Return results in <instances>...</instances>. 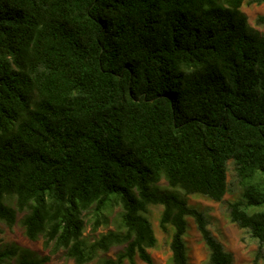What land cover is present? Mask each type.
<instances>
[{
  "label": "trees",
  "instance_id": "trees-1",
  "mask_svg": "<svg viewBox=\"0 0 264 264\" xmlns=\"http://www.w3.org/2000/svg\"><path fill=\"white\" fill-rule=\"evenodd\" d=\"M243 1L0 0V221L22 213L28 239L75 264H153L161 205L171 264H189L188 218L202 264H231L185 197L222 200L231 163L229 220L264 258V34ZM47 260L0 247V264Z\"/></svg>",
  "mask_w": 264,
  "mask_h": 264
},
{
  "label": "rangeland",
  "instance_id": "rangeland-1",
  "mask_svg": "<svg viewBox=\"0 0 264 264\" xmlns=\"http://www.w3.org/2000/svg\"><path fill=\"white\" fill-rule=\"evenodd\" d=\"M240 10L247 18L249 26L264 34V23H257L256 19L264 13V2L257 3L254 0H244ZM229 191L223 196L222 200L214 201L203 195L193 193L185 195L188 205L194 206L203 211L208 220V227L212 234L222 243L224 249L231 253V264H254L255 253L258 250L257 241L252 238L245 229L239 228L231 222L228 217V203L238 197V188L234 180L231 163L228 164ZM161 188H169L164 179L157 183ZM13 205V200L10 201ZM162 209L161 205H149L146 214L150 220L157 242L153 248L149 249L153 264H171L169 240L173 232L171 226L166 231L159 227V216ZM22 213H17L16 221L12 226H7L0 221V247L9 244H17L26 247L39 256H48L45 264H75L72 259L64 255L63 250L50 253V247L45 246L43 238L35 240L28 239L20 224ZM188 228L184 234L189 264H202L207 257V249L191 218H188ZM113 224L99 226L94 232L90 230V225L86 224L84 234L90 238L96 237L99 233L113 229ZM122 246H113L106 253H101L102 257H113ZM264 255V249L262 250ZM137 264H146L136 257ZM95 260L86 264H94ZM123 264H127L126 261ZM256 264H264V258L257 260Z\"/></svg>",
  "mask_w": 264,
  "mask_h": 264
}]
</instances>
